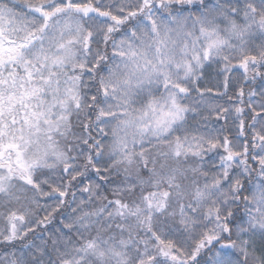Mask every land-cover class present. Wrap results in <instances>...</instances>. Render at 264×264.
Here are the masks:
<instances>
[{
    "label": "snow or ice",
    "instance_id": "snow-or-ice-1",
    "mask_svg": "<svg viewBox=\"0 0 264 264\" xmlns=\"http://www.w3.org/2000/svg\"><path fill=\"white\" fill-rule=\"evenodd\" d=\"M0 264H264V0H0Z\"/></svg>",
    "mask_w": 264,
    "mask_h": 264
},
{
    "label": "trees",
    "instance_id": "trees-1",
    "mask_svg": "<svg viewBox=\"0 0 264 264\" xmlns=\"http://www.w3.org/2000/svg\"><path fill=\"white\" fill-rule=\"evenodd\" d=\"M107 51H108V54L111 55V49L108 48ZM239 71L242 74L243 70H239ZM229 79L232 80L231 75L229 76ZM223 80H224L223 76L216 77L215 74H214V70H213L211 75L205 74V75H203L201 77V79L198 81V86H200L202 89L203 88H212L213 91L209 92V93H206V95L214 96V95L217 94V89L219 90L220 93H224L225 92V89L223 87ZM240 87H244V90H245V93H246L244 99L247 100L248 99L247 93L252 91V90H254L255 87H258V85H251V84L246 85L245 81L243 79H239V83L238 84L234 80H232V82L229 84V87L227 89V95L223 96L222 98H219L218 102L221 103V104L237 105L238 106V100L236 99V95H237ZM229 96L232 97L231 100L228 99ZM211 123H215V124H218V125H224L226 122L223 119H221L219 121H216L215 117H213ZM76 131L79 132L80 129L77 128ZM234 133H235V128L233 127V134ZM225 134H228L227 130H225ZM83 147H86V146H83ZM137 149H139V146L137 147ZM206 167H207V165H206ZM88 175L93 180V182H95V178H96L95 177V173L94 172H89ZM73 183H76V181H73ZM107 194L110 195L111 192L109 191ZM81 195H86V194L77 192V196H81ZM40 214L42 216L43 212L41 211ZM38 234H39V230H38Z\"/></svg>",
    "mask_w": 264,
    "mask_h": 264
},
{
    "label": "rangeland",
    "instance_id": "rangeland-1",
    "mask_svg": "<svg viewBox=\"0 0 264 264\" xmlns=\"http://www.w3.org/2000/svg\"><path fill=\"white\" fill-rule=\"evenodd\" d=\"M139 145H137L136 147H138Z\"/></svg>",
    "mask_w": 264,
    "mask_h": 264
}]
</instances>
